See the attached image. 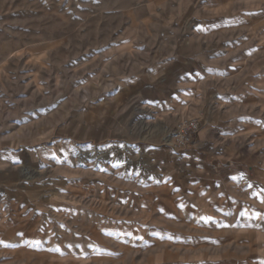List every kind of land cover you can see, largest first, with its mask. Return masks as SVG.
<instances>
[{"label":"rangeland","instance_id":"374dc122","mask_svg":"<svg viewBox=\"0 0 264 264\" xmlns=\"http://www.w3.org/2000/svg\"><path fill=\"white\" fill-rule=\"evenodd\" d=\"M250 1L0 0V264H264Z\"/></svg>","mask_w":264,"mask_h":264},{"label":"built area","instance_id":"2783aa9c","mask_svg":"<svg viewBox=\"0 0 264 264\" xmlns=\"http://www.w3.org/2000/svg\"><path fill=\"white\" fill-rule=\"evenodd\" d=\"M195 129H197V127H195ZM173 138H174L175 142L179 145L186 146V144L191 142V135L188 136L186 130H180V131L174 133Z\"/></svg>","mask_w":264,"mask_h":264},{"label":"crops","instance_id":"0c3cea01","mask_svg":"<svg viewBox=\"0 0 264 264\" xmlns=\"http://www.w3.org/2000/svg\"><path fill=\"white\" fill-rule=\"evenodd\" d=\"M250 2H251L250 3L251 6L255 5V8L259 9V13L264 15V0H253V2L252 1Z\"/></svg>","mask_w":264,"mask_h":264}]
</instances>
